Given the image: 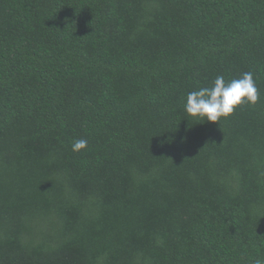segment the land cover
I'll list each match as a JSON object with an SVG mask.
<instances>
[{"label": "trees", "instance_id": "trees-1", "mask_svg": "<svg viewBox=\"0 0 264 264\" xmlns=\"http://www.w3.org/2000/svg\"><path fill=\"white\" fill-rule=\"evenodd\" d=\"M0 264H264V0H0Z\"/></svg>", "mask_w": 264, "mask_h": 264}]
</instances>
